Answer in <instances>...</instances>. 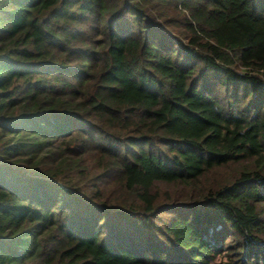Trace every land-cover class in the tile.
Returning <instances> with one entry per match:
<instances>
[{
    "label": "trees",
    "instance_id": "obj_1",
    "mask_svg": "<svg viewBox=\"0 0 264 264\" xmlns=\"http://www.w3.org/2000/svg\"><path fill=\"white\" fill-rule=\"evenodd\" d=\"M0 264H264V0H0Z\"/></svg>",
    "mask_w": 264,
    "mask_h": 264
},
{
    "label": "rangeland",
    "instance_id": "obj_2",
    "mask_svg": "<svg viewBox=\"0 0 264 264\" xmlns=\"http://www.w3.org/2000/svg\"><path fill=\"white\" fill-rule=\"evenodd\" d=\"M161 217H162V218H168L169 216H168V215H162ZM229 242H231V241H229ZM259 253H260V252H259ZM260 254H261V253H260ZM262 255H263V254H262ZM218 260H219V261L223 260L222 263H226V262L228 261V258L224 255V256H222V257H219Z\"/></svg>",
    "mask_w": 264,
    "mask_h": 264
}]
</instances>
